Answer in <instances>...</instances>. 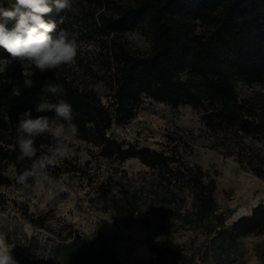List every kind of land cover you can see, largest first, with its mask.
Segmentation results:
<instances>
[{
    "label": "trees",
    "instance_id": "obj_1",
    "mask_svg": "<svg viewBox=\"0 0 264 264\" xmlns=\"http://www.w3.org/2000/svg\"><path fill=\"white\" fill-rule=\"evenodd\" d=\"M84 2L92 8L84 12L83 22L104 37L99 71L88 68L87 72L95 78L100 72L104 75L100 83L105 102L93 86L74 80L65 71L42 73L31 65L27 78L34 86L25 88L22 70L0 69V188L11 185L26 193L32 189L16 182L32 163L17 159L20 114L31 111L33 118L52 117L53 112H36V105L64 100L72 106L73 122L79 128L76 141L88 146L91 159L118 165L136 159L146 170L135 183L117 171L95 180L87 168L91 159L82 164L77 158H64L48 168L50 177L85 176L93 192L90 201L124 227L140 222L149 232L147 211L172 208L178 220L175 229L200 231L205 236L198 256L201 264H244L239 257L240 239L264 234V204L226 224V212L214 199L215 180L188 160L186 142L170 138L160 150H153L115 141L113 128L129 123L148 100L173 109L189 106L210 131H230L238 144L243 146L239 141L248 138L260 141L264 149V105L241 98L236 91L240 82L264 84V0ZM132 32L143 38V49L127 43L125 36ZM4 57L5 50L0 48V62ZM49 84L61 85L64 92L54 95L44 91ZM52 146L47 134L35 139L37 156ZM244 151V165L264 180V172L259 170L264 167V155L254 148ZM20 214L35 228L48 231L54 241L48 254L38 258L14 244L12 256L17 264H118L110 238L100 230L86 237L71 226L65 232L50 228L44 216L30 214L25 206ZM146 243L158 254L150 236H146ZM259 247L255 246L256 257L264 264Z\"/></svg>",
    "mask_w": 264,
    "mask_h": 264
},
{
    "label": "rangeland",
    "instance_id": "obj_2",
    "mask_svg": "<svg viewBox=\"0 0 264 264\" xmlns=\"http://www.w3.org/2000/svg\"><path fill=\"white\" fill-rule=\"evenodd\" d=\"M74 2L73 6L78 12H57L54 8L51 14L44 17L57 23V31L64 21L62 30L78 44L75 64L57 70L68 72L74 80H84L93 86L105 102L104 89L100 83L104 75L100 72L95 78L87 72L88 68L96 73L99 71L98 56L104 37L82 20L84 12L92 6L89 7L84 0ZM0 5L9 7V0H0ZM14 24L15 21H9L7 27L12 28ZM125 39L132 48L145 47L143 38L136 32L127 34ZM5 54L6 57L0 62L1 70L17 68L28 73L31 65L22 66L19 61L8 63L12 58L6 51ZM236 91L239 97L264 105V84L246 85L240 82L236 85ZM113 135L117 142L146 146L153 150H160L170 138L186 142L190 150L188 160L200 165L215 180L214 199L219 209L226 212V224L248 216L253 207L264 204V180L251 172L241 160L244 148H254L258 154L264 155L261 142L243 138L239 141L243 147L230 131L214 133L202 123L200 114L189 106L173 109L164 103L147 100L129 123L113 128ZM88 150L87 145L75 140L65 158H77L83 164L91 159ZM87 168L95 180L117 171L121 175L125 174L133 183L146 170L136 159H127L119 165L91 159ZM259 168L264 172V167ZM56 181L62 185V190L55 196H49L46 191L39 189H31L26 193L11 185L0 188V231L6 234L10 245H22L34 258H38L48 254L53 244L54 237L48 231L35 228L21 216L20 210L25 206L30 214L44 216L50 228L65 232L71 226L86 237L100 230L110 238L118 264H171L172 260H175L174 264H201L198 256L206 242L205 236L200 231L175 229L178 220L172 208L147 211L150 218L149 232L140 222L124 227L110 213L102 212L95 202L90 201L93 192L86 185L85 176L77 178L63 174ZM146 236H150L157 244L158 254H153L149 249ZM258 244L260 247L257 250L264 252V234L240 239L239 257L244 264H260L255 249Z\"/></svg>",
    "mask_w": 264,
    "mask_h": 264
},
{
    "label": "clouds",
    "instance_id": "obj_3",
    "mask_svg": "<svg viewBox=\"0 0 264 264\" xmlns=\"http://www.w3.org/2000/svg\"><path fill=\"white\" fill-rule=\"evenodd\" d=\"M73 5L74 0H9V7L0 5V48L12 58L8 63L19 61L22 66L32 65L42 73L74 65L77 41L70 39L66 31H57L56 22L44 18L54 8L57 12H78ZM9 21H15L12 28L7 27ZM23 76L24 87H33L34 81L27 78L29 74L23 73ZM44 91L59 95L64 88L49 84ZM16 95L20 93L17 91ZM36 112H53L54 116L33 118L31 111L20 114L16 141L20 155L17 159H28L32 163L16 177V182L24 188L39 189L55 196L62 190V185L50 177L47 170L67 156L71 144L79 136V128L73 122L72 106L64 100L56 103L45 100L36 105ZM45 134L51 137L53 146L46 154L37 156L35 139ZM13 248L6 234L0 231V264H17L12 256Z\"/></svg>",
    "mask_w": 264,
    "mask_h": 264
}]
</instances>
